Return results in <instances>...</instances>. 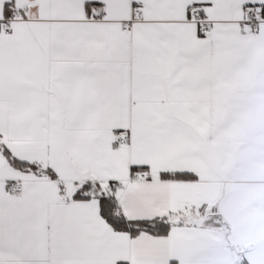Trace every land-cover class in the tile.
<instances>
[{"label": "snow or ice", "instance_id": "snow-or-ice-1", "mask_svg": "<svg viewBox=\"0 0 264 264\" xmlns=\"http://www.w3.org/2000/svg\"><path fill=\"white\" fill-rule=\"evenodd\" d=\"M0 264H264V0H0Z\"/></svg>", "mask_w": 264, "mask_h": 264}]
</instances>
